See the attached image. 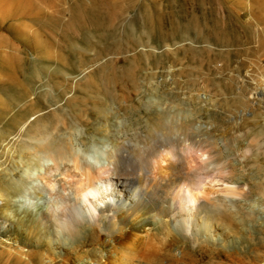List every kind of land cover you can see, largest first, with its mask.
<instances>
[{"label":"rangeland","instance_id":"obj_1","mask_svg":"<svg viewBox=\"0 0 264 264\" xmlns=\"http://www.w3.org/2000/svg\"><path fill=\"white\" fill-rule=\"evenodd\" d=\"M181 133L152 157L153 174L183 161L188 177L146 184L145 153ZM72 134L94 154L107 137L122 142L121 175L93 164L104 196L85 195L80 225L57 233L37 188L74 200L85 180L72 160H45L17 198L30 221L7 222L28 264H264V0H0V178H20L24 145ZM125 179H141L149 207L164 199L141 215L153 229L130 254L122 238L141 227L118 215Z\"/></svg>","mask_w":264,"mask_h":264},{"label":"bare ground","instance_id":"obj_2","mask_svg":"<svg viewBox=\"0 0 264 264\" xmlns=\"http://www.w3.org/2000/svg\"><path fill=\"white\" fill-rule=\"evenodd\" d=\"M95 20L96 19L92 21L95 22ZM97 20L99 19L97 18ZM79 22H81V20L76 15V18L74 19V23H79ZM196 135H199L198 128H196ZM186 137H187L186 134L181 133L178 135V138L174 140H168L167 138H163L156 145L150 148L149 151L145 153L146 155L145 165L141 169L140 177L146 184L151 183V182L156 183V180H158L159 182L160 181L165 182V185H163L165 189H171L174 185H177V183L180 180L186 179L188 177V173L183 172L184 163L181 158L180 161L182 162L178 166L175 167L171 165L169 167V170L162 171L160 172V174L156 173L155 174L156 177L154 179V174H153L154 161L152 159V157L155 156L156 152L159 149L166 148V147H177L180 143L186 140ZM68 138H69L68 140H64L63 138H55L52 136H46L44 138H37L36 139L37 142L31 146L24 145L22 149L20 150L21 160L19 162L22 167L21 169L22 173L20 174V178L19 179H9V180L0 178V201H1V205H0V259H1V263L0 264H28V258H29L28 256L30 254L23 253L22 250L24 249L23 248L24 246H21L17 242V240H15L17 237L14 238L16 235L15 236L13 235V232H11L9 228L10 223L7 224V222L9 221L11 216L13 218V221L15 220V222H17V225L19 226L24 225L25 223L30 221V219L27 220L23 216H21L20 213H18L19 206L17 204L18 203L17 198L21 196L23 189L25 188V185L27 183L30 184V187H28V189L33 188V185L35 184V182L37 183V178L35 176L37 172L41 169V167L44 165L45 160H48V159L50 160L53 158L56 160H68V161L72 160L76 167H80L82 169V173H83L84 180H85L83 182L84 184H82L84 185L85 188L81 185L84 189L83 188L80 189L81 190L80 193L76 196V199L74 200L70 199L69 196H64L60 191L52 189L51 187L52 185L49 186V189H47V187L42 188L41 186H40L41 188L39 187L37 188L40 193H44L47 196V207L50 209L49 211L53 213L54 222H56V226L58 227L56 230L57 233H62L63 229L70 230V228L68 227L71 225V223L75 225V227L80 225V221L84 219L83 211H82L83 208L80 206V201L84 199L83 197L85 195H90L93 197L98 196V195L104 196L103 187L105 185L103 186L99 181L93 183V180L95 177L94 175H92L90 171L91 168L93 167V164L97 163L98 161H101V159L106 160L112 165V168L114 171L113 174L116 176L121 175L118 172V159H119V153L123 149V143L120 142L118 139H116V137L112 139H109L107 137L102 142L103 147L98 154H94L91 151L90 146L89 147L85 146L86 143L83 139L79 141L76 140L74 134L70 135ZM77 141L82 147L78 145ZM90 141L95 142L96 138L91 139ZM66 142H69V143L67 144ZM28 155L30 158L28 157ZM12 170H14V168ZM141 179L135 180V181L125 179L121 181L120 183L117 181V185L119 184V185L125 186V184H127L130 186L128 190L129 192H127L128 194L125 195V197L121 196L122 192L120 189L116 188L114 190L116 194L115 197H117L119 202L123 203V204L119 203V205H117L118 215H123L122 217L127 219V222H128L127 224H129L132 227H134L135 225L139 226L138 223H140L141 215L143 214L145 215L149 212H154V211H159V210L162 211L164 209V199H161L162 201L160 202L158 206L154 207L155 209H153V207H149L148 205L142 202L143 196L147 195L148 192L145 186L141 184ZM193 196L194 195L192 194V199H194ZM129 201H131V203ZM129 204L132 205L131 207H129L130 209H128V206H130ZM198 225L206 226V224L202 222L199 223V221H198ZM33 226H30L31 229H28L29 230L28 234L33 235V238L36 241L41 242L40 244H43V243L49 244V241L51 240L49 239L50 237L48 235H42L40 231H37V229H35L36 226H40V225H36L35 227ZM160 226L165 229L168 226V224H165V221L163 220V218L161 220V223H159V227ZM139 227H141L140 233L133 231L130 228L131 231L129 230V233L124 234L122 238L123 243H122L121 249L125 250V253L130 254V253L135 252L138 246L145 242L149 231L153 229L152 226L150 225L148 226L144 223H141ZM124 228H125L124 226L119 227L117 231L119 238L122 237ZM179 251L180 250H178V253ZM179 254H181L179 257L177 256L174 258L175 263L181 260L184 256V254L182 253H179ZM120 257L122 259L123 253H122V256ZM47 261L48 262L46 264H52L53 262L52 259L50 258H47ZM80 264H92V263L83 259L80 262Z\"/></svg>","mask_w":264,"mask_h":264}]
</instances>
